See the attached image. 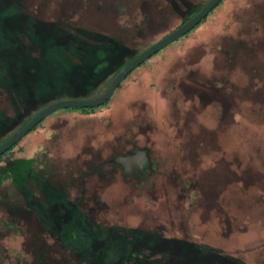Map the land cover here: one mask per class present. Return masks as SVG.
I'll list each match as a JSON object with an SVG mask.
<instances>
[{
  "label": "rangeland",
  "instance_id": "1",
  "mask_svg": "<svg viewBox=\"0 0 264 264\" xmlns=\"http://www.w3.org/2000/svg\"><path fill=\"white\" fill-rule=\"evenodd\" d=\"M209 1L0 0V59L13 60L15 48L19 54L29 45L16 23L23 14L61 23L48 45H76L83 58L87 51L103 56L96 65L105 75L87 91L36 93L43 85L35 94L45 95L46 107L99 98L127 60ZM34 49L11 67L23 83L17 79L12 90L9 77L0 82V124H7L0 140L39 113V103L23 109L31 94L17 89L34 91L39 78H50L47 52ZM31 60L44 63L41 72ZM90 113H54L0 162L21 161L0 190V264H85L79 256L87 252L104 264H264V0L222 1ZM140 152L149 163L143 171L133 164L127 175L115 164ZM30 166L66 185L62 193L81 216L78 231L62 228L77 219L66 212L53 223L34 182L30 194L43 202L34 206L22 194Z\"/></svg>",
  "mask_w": 264,
  "mask_h": 264
},
{
  "label": "trees",
  "instance_id": "2",
  "mask_svg": "<svg viewBox=\"0 0 264 264\" xmlns=\"http://www.w3.org/2000/svg\"><path fill=\"white\" fill-rule=\"evenodd\" d=\"M201 10L192 12L190 15H188V18L186 19V21L183 24H185L186 22H188V20L193 18L194 15L201 12ZM16 21H17L16 23L20 27V30H21L20 32H22V34H23L22 36L27 37V38L22 37L23 40L25 41V39H28L29 45H26L22 49V52H19V54L17 52V49L15 48L14 50H15L16 54H15L13 60H11V54L8 55L7 58H5L6 60L0 59V69L4 66V63L9 64L8 67H4L5 70L3 71V75H1L0 82L5 81L7 83L6 78L9 77L12 80V88H11L12 90L17 84V79H18V83H23L21 77L15 78L17 74L13 75L14 72L11 69V67H14L15 63H17L21 58H23V55H25V54L29 55L28 53H30V50L34 51L35 50L34 48L42 51L41 53L43 56L47 52L45 55L47 57H44L43 61L44 62L46 61L45 64H48V71L51 70L50 73L48 74L50 78H49V80H47V82L45 80L39 78L38 82L34 83V85H35L33 87L34 91H32L30 89H25L22 86L20 87V85H17V89L19 90L20 95L23 92H25L26 95L31 94L29 97V100L27 102H25V105H23V109H27L29 106H32L34 103L41 104V106L38 107L39 109L37 112L40 113L42 110L45 109L47 104L45 103L46 101H43V100H46L47 98L44 97L45 95L43 96L44 98L43 97L41 98V96L37 97V95L35 94V92H36L35 89H41L43 87V85L45 86L44 87L45 90H42L41 92H36V93L42 95L43 91L49 92L50 90L53 91L56 89L62 91L64 88L67 90L74 89L77 91V90L81 89V90L87 91L89 88L94 87V85H96L97 82H99L103 79V76L105 75V73H103L102 71H104V69L101 66L96 65L97 61L99 62V60H101L103 58V56L95 55V57H94V55H93L90 57V55L92 53L90 51H87L86 56L83 58V57H81L80 50L78 47H76V45H73L71 47L69 45L61 46L59 48L58 47H52V46L48 45V42L51 40V38H50L51 35H49V33L53 32L54 31L53 29H56V27L58 25H60L61 23H56V24L45 23V22H42L40 19H38V17H36V16L35 17L30 16L29 17L28 15H25V14L20 16V18L17 19ZM9 28H11V27H9ZM33 28H34V31H33ZM96 41H98V42L102 41V42H107V43L109 42V40L107 38H103L100 36L96 39ZM111 44H113V43L111 42ZM84 45H85V43H84ZM84 45L82 44V46H81L82 49L84 48ZM18 51H21V50L19 49ZM48 54H51V56H48ZM104 57H106V56H104ZM112 58H114V57H112ZM116 59L121 60L119 57ZM133 60H134V58L131 60H127L124 63V66L128 65ZM43 61H41V62H43ZM29 62H31L33 65L35 63L32 60ZM19 63H20V61H19ZM39 64L40 65L35 63L36 71H37V69H40V72H41V68L44 66L43 65L44 63L43 64L39 63ZM103 65L105 66L106 63L104 62ZM45 67H46V65H45ZM31 70H32V68H31ZM14 78H15L16 82H13ZM51 80H53V81H51ZM12 90H8V91L11 92ZM14 92L11 95L12 98L16 94L19 95L18 92H16V94ZM34 98L38 99V100H35ZM96 109H73V110L72 109H66L63 111H72V113L74 111H81L82 113L89 114L90 112L95 111ZM18 116L22 117V115H20V114H18ZM1 124L5 125L6 123H1ZM1 124H0V129L3 128V126ZM25 125H23V127ZM2 130H4V129H2ZM9 138H4V139L0 140V146L3 143H5V141H7ZM11 151H12V149L9 151V153H11ZM9 153L4 154L0 158V162L4 158H6V155H9ZM8 159H9V157L7 158L6 165L0 166V190L3 188L5 183L12 181L13 170L15 169L13 166L17 163H21L20 160L17 161L15 159L13 160L11 158L9 160ZM30 168L31 169L29 170V174H27V176L25 177V179H23V181L21 183V187L23 190L22 194H25V196H26L25 198L27 200H34V202H33L34 206L39 205V203L43 202V200L46 201L49 204L48 208L51 209L52 214L51 215L49 214V215L52 216L51 219L53 220L54 224H58V222H56V220H54V218H57L56 217L57 213H60L61 215H63L64 212H66L67 214H69L68 217H71L70 219H72V218L76 219L77 218L76 220H73V221L71 220L72 222L70 224H68L67 220L64 219L65 221L62 224V228L65 229V226H68L71 231H72V229H75L73 232L78 231V226L80 223L79 218L81 216L74 214L76 209H72V207H74V206H72V205L70 206L71 202L70 201L68 202L66 195H64V193H62V189L60 187L62 186V188H63L66 185L63 184V182L62 183L56 182L57 184H53L52 179L48 178L49 180H47L46 174H45V177L42 178L41 176H43V175H41V173L35 172V170H34V168H32V166H30ZM98 168L101 169V165H99ZM44 180L47 181L46 184H43ZM30 181L34 182L35 185L37 186L38 192L35 194H38V195L40 194V196L43 198L42 201L36 199L33 194H30L32 192L31 189H28V186L30 185V183H29ZM26 188L29 191H27ZM48 199H51V200L49 201ZM83 204H84V206H89V207L93 208L92 205H90L89 203H86V204L83 203ZM78 207H80V205H78ZM76 208H77V206H76ZM34 210H36V209L34 208ZM44 214H45L44 212H40L41 216H43ZM65 223H66V225H65ZM93 240L94 239L91 237V241H93ZM95 244H96L95 248H97V251H98V249H101V246L99 244H97V243H95ZM128 246H129V243H127V241L125 243H123L124 248H126ZM96 254L97 253L91 254V253L87 252V253H84L83 255L79 256V258H82V261L85 264L86 263L104 264L102 261L103 257L98 256ZM117 264H124L123 259H121L120 262Z\"/></svg>",
  "mask_w": 264,
  "mask_h": 264
},
{
  "label": "water",
  "instance_id": "3",
  "mask_svg": "<svg viewBox=\"0 0 264 264\" xmlns=\"http://www.w3.org/2000/svg\"><path fill=\"white\" fill-rule=\"evenodd\" d=\"M224 0H211L208 4L199 12L194 15L188 22L183 24L181 27L175 29V31L168 34L166 37L149 47L141 55L137 56L132 62L126 65L119 73L114 77L107 92L99 98L91 100H67L59 101L46 107L40 113H38L32 120H30L24 127H22L16 134L10 137L5 143L0 146V158L9 153V151L15 147L19 141L23 140L28 134H30L37 126H39L44 120L60 110L66 109H96L106 105L114 96L117 89L121 84L141 65L147 62L152 56H155L165 48L176 43L181 38L185 37L191 31L194 30L198 25L202 23L204 19L208 17ZM143 157L142 160L140 157ZM139 159V161H137ZM141 160V161H140ZM136 161V162H134ZM134 162V163H133ZM145 153H139L135 156H129L125 158H119L115 161V164L124 167L127 175L133 173L131 167L135 165L133 169H139L143 171L149 163ZM132 163V164H131ZM131 170L130 172H128Z\"/></svg>",
  "mask_w": 264,
  "mask_h": 264
},
{
  "label": "flooded vegetation",
  "instance_id": "4",
  "mask_svg": "<svg viewBox=\"0 0 264 264\" xmlns=\"http://www.w3.org/2000/svg\"><path fill=\"white\" fill-rule=\"evenodd\" d=\"M189 21V20H188Z\"/></svg>",
  "mask_w": 264,
  "mask_h": 264
}]
</instances>
